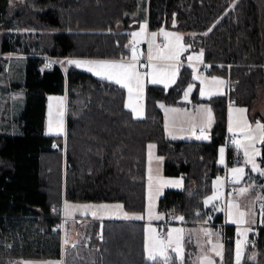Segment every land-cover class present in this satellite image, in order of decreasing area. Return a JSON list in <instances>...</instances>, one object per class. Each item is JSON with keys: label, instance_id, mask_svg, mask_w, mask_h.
<instances>
[{"label": "trees", "instance_id": "trees-1", "mask_svg": "<svg viewBox=\"0 0 264 264\" xmlns=\"http://www.w3.org/2000/svg\"><path fill=\"white\" fill-rule=\"evenodd\" d=\"M136 8L137 0H0V54L26 55L24 78L11 84L24 93L20 133L0 132V264L61 257L63 264H165L145 255L141 221L86 216L75 221L72 243L58 228L64 201L120 202L143 212L148 142L163 158V174L181 176L184 184L165 189L158 209L190 222L221 224L230 257L234 226L224 224L220 213L213 216L202 200L222 172L216 159L225 144L226 94L192 96L213 111L206 139H168L158 103H184L185 65L169 87L146 85L145 115L135 118L120 85L41 57L127 55L128 32L139 22ZM148 26L181 31L185 42L202 50L210 71L236 80L229 94L233 103L253 108L264 84V0H148ZM64 92L65 134H47V95ZM251 114L264 125V113ZM259 159L264 167V140ZM227 160L239 161L229 145ZM247 246L256 255L252 259L246 251L241 264H264V225L251 233ZM168 257L167 264H196L189 252L183 259Z\"/></svg>", "mask_w": 264, "mask_h": 264}, {"label": "rangeland", "instance_id": "rangeland-1", "mask_svg": "<svg viewBox=\"0 0 264 264\" xmlns=\"http://www.w3.org/2000/svg\"><path fill=\"white\" fill-rule=\"evenodd\" d=\"M16 1L18 0H9L10 4L15 3ZM143 3L144 0H137V8L133 12V15L141 21H144L143 16L145 14ZM141 21L140 23H142ZM160 30L162 44H158V42L156 43V40H158L156 37L152 38L153 40L151 41L153 44L151 46V56L155 58V60L147 62L140 61L138 64L148 83H152L153 78L161 80L162 82L160 83L165 85L164 87H169V85L176 82L179 75H176L171 83L163 84V82H165V79L163 78H165L166 72L168 75V67L171 66V60L169 59V62H166L164 59H157V57L162 54L173 55L179 53L175 59H172L175 60L172 62L177 63L176 67L178 68V74L181 66L185 65L189 76L182 91V100L189 101L192 96L201 99H209L214 95L226 94L228 82L227 75L212 71H210L209 74H205L203 69H211V67L204 61V55L201 49L192 48L187 42H185L183 33L177 29L160 28L159 31ZM163 33H168V35L165 36ZM143 38H146V34H144ZM132 45L137 44L133 42ZM25 56L26 55L21 53L0 54L1 58H5V60H0V132L3 133H20L18 117L23 107L24 93L22 88L14 89L11 84L13 82H19L24 78ZM41 57L45 59L46 55H41ZM189 57H192V59L190 60ZM64 64L67 65L66 62H64ZM153 66L157 69L156 72H153ZM194 77L196 78L194 79ZM213 77H215L216 80H213ZM220 81H222V83H220ZM189 86H191V91H189ZM202 90L204 93L203 95L201 94ZM185 92H188L187 97H185ZM59 97L60 95H56L53 97V101L49 100L48 106L47 124H53L51 130L54 132H60L64 122V111L60 104L61 100H59ZM206 103L203 102V104H199L195 109L184 110L185 115H189V119H192L195 124H198L197 115H206L204 107L208 106L211 108L209 103ZM239 109H243L244 111H238ZM253 111L264 113V84L259 89V97L251 110L247 106L239 103H228L227 105V123L229 122V125L233 130L235 128V130L239 131H234L235 134L240 135V139L238 138L235 140L236 143L230 142L227 143V145L233 149L234 156L240 157L244 166L248 167L246 181L242 184L232 186L235 187V191L229 190L228 193H226L221 188L224 173H218L214 179V185H212L211 191L202 199L203 203H205L206 200L209 201L207 205L211 208L213 216L220 213L224 219L223 223H226L225 221H227L228 224L234 226V240L230 257L227 260L224 240L226 238H224L222 234L221 226L217 227L215 230L213 227H205L203 224L194 227H187V225H185L186 220L180 213L176 214L173 222L165 224L163 227V236L160 235V229L162 225H164L163 221H165L166 215L162 217V223H160V225L153 222V220L145 219V240L146 238L155 236L158 240L164 241L165 255L169 256L170 254H174L178 259H183V252L185 250L184 246L187 244L188 250L197 254L196 258L198 259V262H201L202 258L208 257L211 264H237L238 246L240 250L239 264H241L246 251H249L250 258L253 259L255 257V250L253 248L248 249L249 246H247V244L248 239L251 233L254 232L255 228L259 225H264V211L260 215L256 212V202L259 195H263L264 197V175H261V173L264 172V167L258 159L260 157V149L263 140L261 138V129L257 127L258 124L263 125V122L259 117L253 118L250 116ZM229 115H231L230 120ZM48 127H50V125ZM230 133L232 134L233 132ZM59 134H62V132ZM203 136L207 137V134H204ZM249 136L251 137L250 139L246 138ZM245 152L248 153V156L245 155ZM249 158L255 163L257 171H253L252 163L248 162ZM149 159L151 161L152 157L150 156ZM240 189L248 190L245 193H240ZM146 197L148 201L153 204L154 197L151 191L146 192ZM102 205L106 207L101 208L100 206ZM117 205L121 207H116ZM240 213H245V215L241 216ZM125 214L129 217L140 216L142 218H145V215H153L145 214L144 211H129L125 209L120 202L95 203L64 201L63 223L65 226L63 227L65 228L63 230L66 233V241L72 243L77 236L75 226L77 218L89 216L90 218L97 219L114 218L127 220L124 218ZM178 217H183V219H177ZM148 229H151L152 231H148ZM177 229L181 231L178 233L175 231ZM170 232L172 233V239L171 244L169 245ZM185 235L188 236L183 240ZM177 238H179L182 257L178 256L176 251H173L176 247ZM214 247L216 248V251L221 253V255H216V252L213 251ZM145 255L148 258V253L146 251ZM157 258L163 257L157 255ZM26 263L30 264V262ZM32 263L63 264V259L61 257L59 261L54 259L32 260Z\"/></svg>", "mask_w": 264, "mask_h": 264}, {"label": "crops", "instance_id": "crops-1", "mask_svg": "<svg viewBox=\"0 0 264 264\" xmlns=\"http://www.w3.org/2000/svg\"><path fill=\"white\" fill-rule=\"evenodd\" d=\"M144 9H145V14L143 16L144 21L139 20L138 24L136 27H134L132 30L128 32V41H127V48H128V54L121 56V57H91V56H78V55H72V56H65L60 59V65L63 69L68 68L69 66H75L81 70L90 72L87 70L88 64L82 63L81 66H77L76 64H70L68 61H81V62H92V61H116V62H123L125 64H131L134 66L135 71L140 73V80L139 84H137L135 81L132 84V93L131 97L128 91V88L123 87L125 90V107L126 105H130V107H126L133 117L135 118H142L145 115V92H146V85L148 84V81L146 77L144 76L141 68L138 66L140 61H150L149 60V55L151 54V46L153 45L151 41L153 40L152 38L158 39L156 40V43L161 41V30L159 29H150L148 26V0H144ZM140 21L142 23H140ZM140 26V27H139ZM143 26V27H142ZM133 33H138L137 36H133ZM155 33L156 35L153 36L152 34ZM144 34H146V38L144 37ZM158 37V38H157ZM133 42H135L137 45H132ZM162 44V41H161ZM137 57V59H133V55ZM152 60H155L153 58ZM166 62H169V59H164ZM171 60V66L168 67V75L165 73V79L163 84L165 83H171L175 79V76L178 75V68L176 67L177 63H174ZM64 62L67 63V65L64 64ZM93 75H95L93 72H90ZM172 75V76H171ZM99 78H101L98 75H95ZM111 82H114L113 80H109L106 78H102ZM115 83V82H114ZM117 84V83H116ZM161 84V83H158ZM173 84V83H172ZM120 85V84H118ZM162 85V84H161ZM121 86V85H120ZM165 86V85H163ZM170 86V85H169ZM122 87V86H121ZM56 95H60V104L62 106V109L64 111V122L62 124L60 132H62V135L65 134V115H66V93H51L47 95V102H46V116H45V132L47 134H52V135H60V132H54L51 130L53 128L52 123L47 124V115H48V106H49V100L53 101V97ZM201 99V98H200ZM184 101V100H183ZM206 103L205 101L201 100H193L191 98L189 101H184L182 105H168L160 101L158 103L159 107L161 108L163 112V117H164V126H165V131H166V137L168 139H181V140H186V139H197V136L204 135L203 133H200V130L202 128L207 129V137L209 136V132L213 126L214 123V115L213 111L210 107H204L205 114L206 115H197V121L198 124H195L192 119H189V115H185L184 110H189V109H195L199 104ZM207 104V103H206ZM228 105V103H227ZM210 106V104H209ZM135 109V111H133ZM177 110V111H171V110ZM211 110V120L209 121V112L208 110ZM139 114V115H138ZM231 115H229V120H230ZM193 122V123H192ZM50 125V127H48ZM200 125V126H198ZM200 127V128H199ZM231 126L229 125V122L226 125V135H235V137L230 140V141H225V144H221L218 146V152H217V159H216V164L222 168V172L224 173V179L222 181V186L221 188L228 193L229 190H234L235 186L237 184H242L246 181L247 176H248V167L244 166V163L241 161L240 157H238L239 161H234L232 163H228L227 160V143H233L236 139L240 137V135L235 134L233 128L231 127V131L229 130ZM64 129V130H63ZM230 132H233L232 134ZM239 132V131H237ZM13 134V133H11ZM240 139V138H239ZM153 147H149V146ZM223 148L224 152L221 154L220 149ZM261 151V149H260ZM146 153H147V165H146V176H145V182H146V192L151 191L153 193V204H151L147 197L145 200V207H144V213L145 214H153V215H145V218L142 219H127V220H133V221H141L143 222L144 225V237H145V219H150L153 220L156 224L162 223L161 219L164 215H166L165 212L160 211L158 209V199L159 197L163 194L164 190L169 188V189H181L183 188V180L181 176H167L163 174V158L157 153V148L156 144L154 142H148L146 146ZM150 156L152 157V160L150 161ZM260 156V155H259ZM259 159V158H258ZM260 160V159H259ZM237 168H242L244 169V173L242 176L238 177L237 173H234L232 170L237 169ZM225 173H227L230 177L231 180L227 183L225 180ZM216 177V176H215ZM212 179V185H214V179ZM237 178H239V183L236 182ZM169 181H179V185L173 184V183H166ZM235 191V190H234ZM205 206H208L207 204L204 203ZM151 206V212L149 211V208ZM159 210V211H158ZM160 216V217H159ZM86 217V216H85ZM159 217V218H157ZM84 217L77 218V219H83ZM210 218H212L210 216ZM97 219V218H94ZM109 219H114V218H109ZM224 222V219H223ZM227 225H232L228 224L227 221H225ZM205 225L206 226H211L214 228V230L219 227L220 225L217 224L215 225L211 219L205 220L202 222H190L186 221L185 225L187 227H194L198 225ZM161 227V226H160ZM165 230V229H164ZM184 230V229H183ZM220 230V228H219ZM235 230V229H234ZM186 236L183 237V240L186 239ZM145 241V238H144ZM185 250L183 252V255L185 256L186 252H189L193 255V259L196 262V264H200L201 262H198L197 254L195 252H191L188 250V245L186 244L184 246ZM184 258V257H183ZM30 259H23L17 262V264H27L26 262L32 263V260ZM59 261V260H58ZM198 262V263H197Z\"/></svg>", "mask_w": 264, "mask_h": 264}, {"label": "snow or ice", "instance_id": "snow-or-ice-1", "mask_svg": "<svg viewBox=\"0 0 264 264\" xmlns=\"http://www.w3.org/2000/svg\"><path fill=\"white\" fill-rule=\"evenodd\" d=\"M143 27V26H142ZM165 36L168 35V33H163ZM134 37L138 35V33H133L132 34ZM153 36H155L156 34L153 33ZM179 39V38H178ZM179 55V53H175L173 55H160L159 57H157V59H175L177 56ZM133 59H137V57L135 56V54L133 55ZM153 59V57L151 56V54L149 55V60L151 61ZM189 59L191 60L192 57H189ZM68 63L70 64H76L78 67L82 65V63H86L88 64V68L87 70L90 72H93L95 75L100 76L101 78H106L109 80H113L115 83L120 84L122 87H126L128 88L130 97H131V93H132V84L135 81L137 84H139V80H140V73L135 71L134 66L131 64H125L123 62H116V61H92V62H81V61H68ZM157 69L155 68V66H153V72H156ZM196 77H194L195 79ZM213 80H216L215 77H213ZM162 82L159 79L153 78L152 79V83H160ZM220 83H222V81H220ZM167 86V85H166ZM189 91H191V86H189ZM201 94L203 95V90L201 91ZM188 92H185V97H187ZM126 107H130V105H126ZM133 111H135V109H133ZM171 111H177L175 109L171 110ZM238 111H244L243 109H239ZM209 112V121L211 120V110H208ZM139 115V114H138ZM257 127H259L261 129V138L262 140H264V125H257ZM229 130L231 131V127L229 128ZM201 131L203 132V129H201ZM206 136H197V139H206ZM246 138H251L246 137ZM234 143H236L234 141ZM150 148L153 146H149ZM221 154H223L224 149L221 148L220 149ZM245 155L248 156V153L245 152ZM249 163H252L253 165V171H257V167L255 165V163L252 161L251 158H249L248 160ZM234 173L238 174L239 176H242L244 173V169L242 168H237V169H233L232 170ZM261 175H264V172L261 173ZM237 183H239V178H237L236 180ZM166 183H173L176 185H179V181H169ZM248 189H240V193H245ZM212 199V198H210ZM209 201H205V203L207 204ZM101 208L106 207V206H100ZM116 207H121L119 205H117ZM149 211L151 212V206L149 208ZM94 214V213H93ZM241 216H244L245 213H240ZM125 219H142V217L140 216H134V217H129L127 214H125L124 216ZM159 218V217H157ZM177 219H183V217H178ZM148 231H152L151 229H148ZM176 232H180L181 230L177 229L175 230ZM207 234V233H206ZM171 239H172V233H169V245L171 244ZM145 251L148 253V258L151 260H156L157 259V255H160L163 257L165 264H167V261L169 259V257L167 255H165V245H164V241L162 240H158L155 236L151 237V238H146L145 240ZM173 251L177 252L178 256L182 257V250H181V246H180V242H179V238H177L176 241V247L173 249ZM213 251L216 252V255H221V253L219 251H216V248H213ZM239 256H240V250H239V246L237 248V264H239ZM201 264H211V261L209 260L208 257H204L201 260Z\"/></svg>", "mask_w": 264, "mask_h": 264}, {"label": "built area", "instance_id": "built-area-1", "mask_svg": "<svg viewBox=\"0 0 264 264\" xmlns=\"http://www.w3.org/2000/svg\"><path fill=\"white\" fill-rule=\"evenodd\" d=\"M159 43H161V41H159ZM45 60L48 61L47 62L48 64L51 63V62H55V63L59 64V61H57L56 59H54L53 57H51L49 55H46ZM203 72L205 74H209L210 73V69L204 68ZM227 80H228V82H227L226 96H227L228 102L232 103L233 99L229 97V94L233 90V83L236 80H232L229 76H227ZM202 129H203V132L200 130V133H203V134L207 133V129L206 128H202ZM234 137H235V135H225V141H230ZM56 147H57L56 145L52 146V148H56ZM225 180H226L227 183L231 180V177L227 173H225ZM263 211H264V197H263V195H259V197L257 199V202H256V212H257L258 215H260L261 213H263ZM176 214L177 213L175 211H170L169 213L166 214V219H165V221H163L164 225H162V227L160 229V235H162V236L164 235L163 227L165 226L166 223L173 222L174 218L176 217ZM60 224L58 226H61V227H58V228L61 231H63V229H64L63 220H62V222ZM221 230H222V234H223L224 238L228 239L229 237H227V235L223 232V229H221ZM226 239H224V240H226Z\"/></svg>", "mask_w": 264, "mask_h": 264}]
</instances>
